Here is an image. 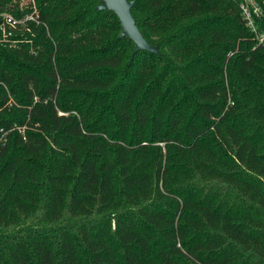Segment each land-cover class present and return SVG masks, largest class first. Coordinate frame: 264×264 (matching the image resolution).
Listing matches in <instances>:
<instances>
[{
  "label": "trees",
  "instance_id": "16d2710c",
  "mask_svg": "<svg viewBox=\"0 0 264 264\" xmlns=\"http://www.w3.org/2000/svg\"><path fill=\"white\" fill-rule=\"evenodd\" d=\"M101 3L0 42V264H264V41L238 0H134V53Z\"/></svg>",
  "mask_w": 264,
  "mask_h": 264
},
{
  "label": "built area",
  "instance_id": "2783aa9c",
  "mask_svg": "<svg viewBox=\"0 0 264 264\" xmlns=\"http://www.w3.org/2000/svg\"><path fill=\"white\" fill-rule=\"evenodd\" d=\"M9 1L14 9L25 13L18 17L9 10H0V42H8L11 47H17L25 41L27 22L41 23L40 14L36 0ZM238 5L244 21L257 34L258 42H263L264 33L258 32L256 20L264 14V0H238Z\"/></svg>",
  "mask_w": 264,
  "mask_h": 264
},
{
  "label": "water",
  "instance_id": "95a60500",
  "mask_svg": "<svg viewBox=\"0 0 264 264\" xmlns=\"http://www.w3.org/2000/svg\"><path fill=\"white\" fill-rule=\"evenodd\" d=\"M133 4L134 0H103L98 7L101 10H113L118 15L123 28L122 36H129L136 44L134 53L139 50L156 51V47L146 40L136 24L135 16L131 11Z\"/></svg>",
  "mask_w": 264,
  "mask_h": 264
}]
</instances>
